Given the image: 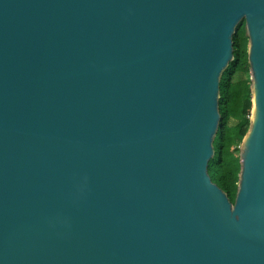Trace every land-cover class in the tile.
I'll return each mask as SVG.
<instances>
[{
	"label": "water",
	"instance_id": "obj_1",
	"mask_svg": "<svg viewBox=\"0 0 264 264\" xmlns=\"http://www.w3.org/2000/svg\"><path fill=\"white\" fill-rule=\"evenodd\" d=\"M243 22L232 202L208 165ZM0 264H264V0H0Z\"/></svg>",
	"mask_w": 264,
	"mask_h": 264
},
{
	"label": "trees",
	"instance_id": "obj_2",
	"mask_svg": "<svg viewBox=\"0 0 264 264\" xmlns=\"http://www.w3.org/2000/svg\"><path fill=\"white\" fill-rule=\"evenodd\" d=\"M233 44L234 58L220 78L219 111L223 119L213 141L215 153L208 165L211 179L227 192L232 202L241 168L240 145L249 129L252 110L249 38L245 22L235 34Z\"/></svg>",
	"mask_w": 264,
	"mask_h": 264
},
{
	"label": "rangeland",
	"instance_id": "obj_3",
	"mask_svg": "<svg viewBox=\"0 0 264 264\" xmlns=\"http://www.w3.org/2000/svg\"><path fill=\"white\" fill-rule=\"evenodd\" d=\"M252 111V110H251ZM231 121V120H230ZM231 123V122H230Z\"/></svg>",
	"mask_w": 264,
	"mask_h": 264
}]
</instances>
